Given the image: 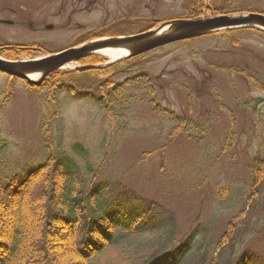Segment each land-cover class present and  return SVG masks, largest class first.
I'll return each mask as SVG.
<instances>
[{"label":"rangeland","instance_id":"rangeland-1","mask_svg":"<svg viewBox=\"0 0 264 264\" xmlns=\"http://www.w3.org/2000/svg\"><path fill=\"white\" fill-rule=\"evenodd\" d=\"M185 3L186 0H0V20L13 22L12 26L0 22V44L36 42L44 49L31 57L37 58L78 41V33L87 34L97 28L99 31V27L110 23L121 27L130 17L156 22L180 18ZM202 3L206 6L208 0ZM224 4L225 13L244 11L224 14L228 16L264 13V2L258 0H225ZM203 17L212 16L200 18ZM30 21L36 26L51 24L53 31L32 32L26 25ZM227 31L187 44L167 45L147 53L140 63L139 73L153 80L158 108L182 116L189 129L204 131L201 136L169 137L171 121L158 115L141 95L130 106L127 129L119 131L118 123L111 128L110 120L93 101L59 93L61 125L55 126L61 133L62 148L83 169L85 163L71 152L74 144L86 150L92 167L103 162L99 183L108 181L115 189L134 194L128 212L142 214L153 203L147 227L173 224L175 247L170 250L186 253L205 236L206 260L220 256L221 264H238L252 257L255 264H264V179L257 195L247 200L253 184L251 160L256 155L264 157V91L254 89L244 77L264 83V35L247 31L228 35ZM103 60L101 66L110 64ZM74 67L69 64L62 71ZM221 68L235 72L229 74ZM103 77L96 72L91 76L97 80ZM7 80L0 73V90ZM124 80L125 76H119L113 81ZM13 90L9 103L2 105L0 99V140L8 145L12 171L20 175L46 158L37 103L43 93L27 88L19 79L14 81ZM228 136L230 143L224 147ZM218 191H226L224 198ZM232 220L236 229L234 244L216 252L215 245Z\"/></svg>","mask_w":264,"mask_h":264},{"label":"trees","instance_id":"trees-1","mask_svg":"<svg viewBox=\"0 0 264 264\" xmlns=\"http://www.w3.org/2000/svg\"><path fill=\"white\" fill-rule=\"evenodd\" d=\"M202 2L186 0L180 19L195 20L202 15L213 17L244 12L225 13V0H208L206 6ZM166 20L156 22L130 17L124 20L121 27L110 23L99 27V31L97 28L87 34L83 32L81 39L68 46L101 37L138 34ZM239 31L264 35V31L249 28L228 30L227 34ZM193 40L181 43L187 44ZM43 50L38 44L6 43L0 44V57L15 61L31 58ZM146 55L130 57L106 67H101L103 58L90 55L80 59L78 64L81 67L92 66L91 69L55 71L39 85L24 81L27 88L43 93L37 98V103L41 113L39 131L46 158L33 170L16 175L12 171L14 164L8 145L0 140V264H161L163 261L172 264L176 259H179V264H221L220 256L205 259V236L200 238L193 250L188 249L186 253L170 250L175 247L173 224L147 227L149 223L146 220L154 212L153 203H149L148 210L142 214L128 212L134 203V194L117 190L108 181L99 183L103 162L96 168L92 167L87 162L86 150L80 144H74L71 152L85 163L83 169L62 148L61 133L55 126L61 120L58 97L62 92L75 100L93 101L110 120L111 128L113 123H118L119 131L127 129L126 116L130 106L141 95L157 109L158 115L169 118L172 123L169 137L186 134L187 138L195 139L193 134L201 136L204 133L197 128L189 129L188 121L182 116L158 108L154 102L153 80L139 73L142 71L141 60ZM221 70L229 74L235 72L233 69ZM93 72L103 75V79L91 78ZM236 73L245 74L242 71ZM119 76H125V80L118 83L113 81ZM244 77L252 82L254 89L264 91V83L254 77ZM15 80L8 77L0 90L2 105L9 103ZM95 91L99 94H95ZM229 143L230 136L226 138L224 147ZM251 161L249 170L253 184L248 201L257 195L264 179V157L256 155ZM217 194L224 198L226 191H218ZM166 218L170 219L169 216ZM235 234L232 220L220 235L215 245L216 252L232 246ZM62 240L63 245L60 244ZM250 258L241 259L238 264H255V259Z\"/></svg>","mask_w":264,"mask_h":264},{"label":"water","instance_id":"water-1","mask_svg":"<svg viewBox=\"0 0 264 264\" xmlns=\"http://www.w3.org/2000/svg\"><path fill=\"white\" fill-rule=\"evenodd\" d=\"M164 28L166 29L163 30ZM241 28L264 31V15L247 13L233 16L203 17L195 20L177 19L165 22L155 29L139 34L97 39L38 58L11 61L0 57V73L25 80L31 85H39L50 73L60 70L67 64L75 63L82 58L94 55L100 49L118 48L128 52L125 58L136 57L176 42L199 38L219 31ZM162 30L163 32L158 34ZM91 68L93 67L88 66L80 69ZM33 74H38V77L31 79L30 75Z\"/></svg>","mask_w":264,"mask_h":264},{"label":"bare ground","instance_id":"bare-ground-1","mask_svg":"<svg viewBox=\"0 0 264 264\" xmlns=\"http://www.w3.org/2000/svg\"><path fill=\"white\" fill-rule=\"evenodd\" d=\"M166 28H164L163 30H165ZM158 32V34H160L161 32ZM73 48V47H70ZM69 49V48H67ZM128 54L127 51L122 50V49H118V48H105V49H100L97 51V53L95 55H98L102 58L107 59L108 61H110V63L118 61L120 59H123L126 55ZM69 65H66L64 67H62L60 70H63L64 68H68ZM38 77V74H33L30 75L31 79H36Z\"/></svg>","mask_w":264,"mask_h":264},{"label":"flooded vegetation","instance_id":"flooded-vegetation-1","mask_svg":"<svg viewBox=\"0 0 264 264\" xmlns=\"http://www.w3.org/2000/svg\"><path fill=\"white\" fill-rule=\"evenodd\" d=\"M65 10V6L63 5V7H62V11H64ZM152 21H155V20H152ZM0 22L1 23H4L5 25H13V22H11V21H8V20H0ZM19 24H22V25H25V23L24 22H18ZM26 25H27V27L32 31V32H45V31H49V30H52L53 31V27L51 26V24H47V25H43V23H41V24H39L38 26H36V25H34V23L33 22H28V23H26ZM83 33H78V37L81 39L82 37H83ZM72 43V42H71ZM71 43H69V44H71ZM76 43V42H75ZM75 43H73V44H75ZM4 44H6V43H4ZM9 44V43H8ZM29 44H36V42L35 43H29ZM38 44V43H37ZM69 44H67V46L65 47V48H62L61 50H63V49H67V48H70L68 45ZM81 44V43H80ZM77 45H79V44H77ZM77 45H74V46H77ZM73 46V47H74Z\"/></svg>","mask_w":264,"mask_h":264}]
</instances>
